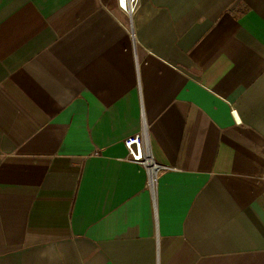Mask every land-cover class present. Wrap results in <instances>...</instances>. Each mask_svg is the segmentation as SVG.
I'll return each mask as SVG.
<instances>
[{"label":"crops","instance_id":"0c3cea01","mask_svg":"<svg viewBox=\"0 0 264 264\" xmlns=\"http://www.w3.org/2000/svg\"><path fill=\"white\" fill-rule=\"evenodd\" d=\"M0 264H264V0H0Z\"/></svg>","mask_w":264,"mask_h":264},{"label":"built area","instance_id":"2783aa9c","mask_svg":"<svg viewBox=\"0 0 264 264\" xmlns=\"http://www.w3.org/2000/svg\"><path fill=\"white\" fill-rule=\"evenodd\" d=\"M138 0H118L119 7L128 14H133ZM124 145L128 151V160L141 165L147 172L148 186L151 190L157 186L159 176L171 167L158 163L153 157L146 127L125 139Z\"/></svg>","mask_w":264,"mask_h":264},{"label":"snow or ice","instance_id":"6c2138e0","mask_svg":"<svg viewBox=\"0 0 264 264\" xmlns=\"http://www.w3.org/2000/svg\"><path fill=\"white\" fill-rule=\"evenodd\" d=\"M122 2H123V0H122Z\"/></svg>","mask_w":264,"mask_h":264}]
</instances>
